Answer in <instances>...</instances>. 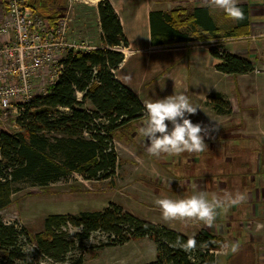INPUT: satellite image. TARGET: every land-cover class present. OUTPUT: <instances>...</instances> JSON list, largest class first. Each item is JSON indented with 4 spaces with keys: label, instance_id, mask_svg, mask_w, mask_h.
I'll list each match as a JSON object with an SVG mask.
<instances>
[{
    "label": "trees",
    "instance_id": "16d2710c",
    "mask_svg": "<svg viewBox=\"0 0 264 264\" xmlns=\"http://www.w3.org/2000/svg\"><path fill=\"white\" fill-rule=\"evenodd\" d=\"M238 6L245 19L237 21L233 33L225 32V36L248 33L250 6ZM97 10L102 45L89 51L69 49L50 90L18 106L16 120L21 130H0V264H84L83 250L144 238L153 240L156 258L141 264H217L216 252L225 244L222 235L206 228L187 235L141 218L115 202L102 210L50 213L43 229L35 233L19 221H5L1 214L24 184L44 187L74 175L89 181L113 179L120 165L116 133L145 119L144 103L116 75L125 59L121 49L129 45L120 18L109 0H100ZM155 13L158 21L153 19ZM208 13L206 7L152 12L153 41H189L185 31L198 26L214 30L205 24L212 20ZM51 17L48 20L55 25L56 15ZM210 52L217 60L215 68L224 73L257 69L249 57L221 45L212 46ZM207 102L218 114L233 112L232 103L221 92L210 93ZM97 234L103 238L89 242ZM189 238L197 241L195 252L187 254L173 246L178 239L186 242ZM24 246L34 249L25 254L21 252Z\"/></svg>",
    "mask_w": 264,
    "mask_h": 264
},
{
    "label": "crops",
    "instance_id": "0c3cea01",
    "mask_svg": "<svg viewBox=\"0 0 264 264\" xmlns=\"http://www.w3.org/2000/svg\"><path fill=\"white\" fill-rule=\"evenodd\" d=\"M94 1L98 0H93V5ZM109 1L129 41L123 48L132 50L116 71L118 79L133 89L144 105L183 92L199 108L188 118L202 126L217 125L219 129L211 138H205L208 148L202 153L152 156L154 166L160 171L155 182L163 186L165 178L170 177L183 181L182 191L178 189L183 194L180 199L201 191L208 193L209 200L213 194L242 192L247 195L244 203L218 210L211 228L193 221H186V230L171 224L169 227L187 235H194L201 228L222 235L229 247L217 250V264H264V227L257 230L258 224L264 225V0H239V4L250 6V33L230 36H225V32L233 33L237 21L222 10H210L203 0ZM187 7H206L212 20L205 24L214 30L203 26H196L194 31L183 28L191 40L154 42L151 13H169ZM158 18L155 13L153 19L158 21ZM214 45L249 57L257 69L237 75L217 70L210 52ZM90 47L91 50L96 45ZM208 73L213 77L209 78ZM213 92L228 96L232 103L231 114H218L208 104L207 97ZM143 120L117 133L125 134ZM139 149L147 153L145 140ZM170 199L178 200V192ZM232 244H238L236 252L231 250ZM155 258L156 253L149 261Z\"/></svg>",
    "mask_w": 264,
    "mask_h": 264
},
{
    "label": "rangeland",
    "instance_id": "374dc122",
    "mask_svg": "<svg viewBox=\"0 0 264 264\" xmlns=\"http://www.w3.org/2000/svg\"><path fill=\"white\" fill-rule=\"evenodd\" d=\"M27 1L33 8L34 22L43 18H53L51 14L56 15L55 21L59 18H68L65 35L69 45H102V30L96 8L99 0L94 1V5L93 0ZM45 2L47 3L44 6ZM11 33L13 34V31ZM249 33L250 31L247 34ZM16 40L18 42L17 37ZM18 47H21L19 42ZM123 51L125 57L132 53L130 49ZM17 53L16 61L18 63L23 60L26 62L35 61L37 58L35 49L29 52L27 49L19 48ZM212 61L215 67L217 60L213 59ZM55 72L54 65L52 66V75ZM207 75L209 78L213 77L210 73ZM31 80L33 94L45 91L51 84V81L45 82L37 67L33 69ZM226 84L229 86L230 82ZM17 115L18 113L14 112L13 107L6 115L2 112L0 114V130L9 132L21 130L16 120ZM141 126L142 124L134 126L128 129L125 134L123 132L116 134L115 143L120 156V165L118 173L113 179L89 181L79 175H74L68 180H62L44 187L21 185V190L13 195L12 204L1 211L4 220L19 221L31 233H35L43 229L44 218L50 213L102 210L110 202H115L141 218L168 226L171 224L176 228L186 230V221H165L159 207L155 204L157 199L170 198L173 193L177 192L178 199H180L183 194L179 193V190L182 191L184 182H180V179L177 181L176 177L165 178L163 186L155 182V177L160 175V171L156 169L157 165L154 166L152 156L139 149L144 143V138L138 134V128ZM153 189L156 190L153 192ZM95 236L93 243H97L100 238H103L102 234ZM155 248L153 240L149 238L132 240L125 245L102 249L89 248L83 250L84 264H136L146 262L154 258Z\"/></svg>",
    "mask_w": 264,
    "mask_h": 264
},
{
    "label": "clouds",
    "instance_id": "9594fccd",
    "mask_svg": "<svg viewBox=\"0 0 264 264\" xmlns=\"http://www.w3.org/2000/svg\"><path fill=\"white\" fill-rule=\"evenodd\" d=\"M203 4L210 10H222L227 17L235 21L245 19L243 10L238 6L239 0H203ZM144 107L145 119L138 128V134L146 141V151L150 156L202 153L208 148L205 138H211L212 133L219 130L217 125L202 126L201 123H193L188 118L195 115L199 108L194 106L183 92L147 102ZM246 200L247 195L242 192H236L234 195L225 193L223 196L213 194L209 200L208 193L201 191L184 199H157L155 204L161 210L165 221L201 222L211 228L217 219L218 210H227ZM261 227L264 225L258 224L257 230ZM89 242L94 241L89 238ZM173 246L191 254L196 251L197 241L195 238H189L186 242L178 239ZM223 247L228 248L229 245L225 243ZM238 247V244H232L231 250L236 252ZM33 249L24 246L21 252L29 254Z\"/></svg>",
    "mask_w": 264,
    "mask_h": 264
},
{
    "label": "built area",
    "instance_id": "2783aa9c",
    "mask_svg": "<svg viewBox=\"0 0 264 264\" xmlns=\"http://www.w3.org/2000/svg\"><path fill=\"white\" fill-rule=\"evenodd\" d=\"M67 19L59 18L55 25L47 18L34 22L33 8L27 0H0V45L10 41L13 45L10 49L5 46L0 50V114H8L13 107L19 115L18 106L34 96L45 95L59 78L63 69L60 61L69 49L90 50L87 44L72 46L67 43ZM16 37L21 47H18ZM19 48L29 52L35 49V61L23 60L18 63L16 57ZM54 65L56 72L53 76ZM36 67L45 82L51 81V84L45 91L33 94L31 77Z\"/></svg>",
    "mask_w": 264,
    "mask_h": 264
},
{
    "label": "flooded vegetation",
    "instance_id": "af4514ba",
    "mask_svg": "<svg viewBox=\"0 0 264 264\" xmlns=\"http://www.w3.org/2000/svg\"><path fill=\"white\" fill-rule=\"evenodd\" d=\"M0 33H1V25H0ZM5 46H7L9 49L13 46L12 42H8L5 45H0V50L3 49Z\"/></svg>",
    "mask_w": 264,
    "mask_h": 264
}]
</instances>
